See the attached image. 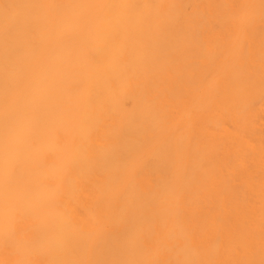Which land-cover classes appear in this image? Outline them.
Masks as SVG:
<instances>
[{
    "label": "bare ground",
    "instance_id": "bare-ground-1",
    "mask_svg": "<svg viewBox=\"0 0 264 264\" xmlns=\"http://www.w3.org/2000/svg\"><path fill=\"white\" fill-rule=\"evenodd\" d=\"M0 264H264V0H0Z\"/></svg>",
    "mask_w": 264,
    "mask_h": 264
}]
</instances>
